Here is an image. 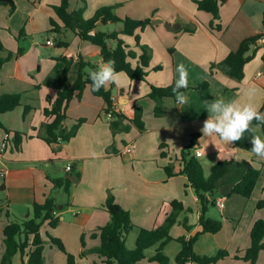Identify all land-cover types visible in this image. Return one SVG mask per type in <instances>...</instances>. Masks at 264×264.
<instances>
[{
    "label": "crops",
    "instance_id": "1",
    "mask_svg": "<svg viewBox=\"0 0 264 264\" xmlns=\"http://www.w3.org/2000/svg\"><path fill=\"white\" fill-rule=\"evenodd\" d=\"M197 1L70 0L69 10H82L86 20L103 7H112L121 18L151 19L153 25L137 34L141 44L151 49L152 55L145 81L132 80L119 72L121 83L107 89L111 92L115 111L127 117L124 124L130 125L129 131L113 132L111 122L114 118L107 119L104 100L95 96L88 86L82 98L73 99L67 109L64 124L67 130L83 121L76 136L69 142L57 143L45 140L43 125L52 120L44 112L51 108L48 98L55 99L65 85L71 87L74 84L81 62L96 66L104 63L101 50L64 28L54 9L61 0H14V12L10 7L0 6V40L4 46L0 55L8 58L0 69V96L20 94L22 104L12 112L0 114V170L7 171L5 177L0 176V187H5L0 192L3 209L0 213V262L5 250V226L23 219L31 213L34 203H43L50 194L56 198L55 216L60 218V224L50 228L45 223L41 229L46 264H67L66 255L50 242L47 233L60 239L67 251L77 257L79 264H103L96 253L88 252L82 258L80 255L100 245L99 238L92 235L111 220L104 207L109 193L130 213L137 227L125 236L129 250L135 248L139 229L160 227L172 212V202L183 204L184 211L170 231L173 240L164 248V254L174 259L181 251L177 240L191 239L202 230L199 220L203 203L196 188L181 174L185 165L182 152L193 136L198 135L191 157L201 164L205 177L219 160L232 161V164L229 172L218 181L212 197L215 204L209 206L206 213L211 219L221 220L223 227L216 234L200 235L194 251L199 256L213 257L225 250L229 256L217 264H250L241 258L251 245L253 224L264 220V208H257L258 202L264 200V160L218 138H204L200 129L208 115L205 101L238 100L259 110L263 106L264 0H227L221 6L220 18L214 23L210 13L198 9ZM112 24L98 23L97 30L112 33L123 28L122 23H116L121 26L108 30ZM21 31H24L23 36H20ZM43 34H48L45 42ZM254 36L260 38L254 45L252 60L244 68L242 80L234 79L218 68L212 70L213 64L222 62L238 50L244 39ZM120 38L136 53V58L129 59L136 66L142 50L136 45L135 37L121 34ZM49 40L54 44L48 45ZM116 45L115 40L109 41L112 49ZM64 59L70 61L66 81ZM181 63L188 72L186 89H191L185 93L187 103L178 105L176 97L164 98L161 102L163 114L157 116V102L149 97L151 87L175 83L179 77L176 68ZM156 67L161 69L155 70ZM89 70L92 69L86 67L84 72L88 74ZM205 82L209 83L207 89H196ZM248 89L254 90V94L246 95ZM125 97L129 98L127 102ZM26 106L32 110L24 116ZM134 106L143 111L142 131L132 122ZM16 132L22 134L19 148L14 140ZM6 133L11 134V142L3 150ZM253 133L264 139L261 124L254 126ZM131 143L136 144L135 150L122 154L123 148ZM196 149L201 150L200 157L195 155ZM243 161L261 172L253 194L248 198L232 193L245 175V168L239 165ZM70 164L72 170L80 172V178L69 193L63 188L53 190L51 179L72 175V170L67 171ZM169 166L173 176L166 172ZM218 201H222L224 207H219ZM156 251L157 246L146 250L147 260ZM147 260L142 264H147ZM12 264H28V257L18 253ZM258 264H264V250Z\"/></svg>",
    "mask_w": 264,
    "mask_h": 264
},
{
    "label": "trees",
    "instance_id": "2",
    "mask_svg": "<svg viewBox=\"0 0 264 264\" xmlns=\"http://www.w3.org/2000/svg\"><path fill=\"white\" fill-rule=\"evenodd\" d=\"M226 2L227 0H199L196 3L200 11H205L213 16L214 23V21L220 18L221 6ZM69 5L70 0H61V4L54 8L58 17L63 22L65 29L75 32L80 39L98 46L101 50L103 62L114 60L117 72H124L132 80L136 81H145L147 79L152 53L148 46L141 44L140 36L137 32H143L148 26H152L153 21L151 19L134 20L132 18H121L113 12L112 7H103L99 9L91 19L86 20L83 17L82 10L70 11ZM0 6L10 7L11 12H14L16 9L14 0H0ZM98 23H122L123 28L121 31L107 33L97 30ZM189 31L192 32V30ZM121 34L134 36L136 45L142 50L139 63L136 66H133L129 59H134L137 55L134 51L129 50L126 43L120 38ZM23 35L24 31H21L20 36ZM259 38L260 36H254L244 39L237 51L231 52L222 62L213 64L211 66L212 70L218 68L230 77L242 80L244 78V68L246 64L252 60L253 48ZM110 40H115L117 42L114 49L109 46ZM3 50L4 46L0 40V53ZM172 51L173 50H171V52ZM21 52L22 49L19 50V53ZM7 59L8 58H3L0 55V69ZM63 61L65 63L63 77L66 81L70 69V61L66 59ZM86 67H90L92 70L97 68V66L92 63L81 62L74 84L71 87L65 85L64 88L58 92L55 99L48 98V101L51 103V108L45 109L44 112L45 116L52 120L43 125L46 131L45 140L47 142H69L76 136L80 124L83 121H80L70 130H67L64 124L67 119L69 104L75 98L81 99L84 90L88 86L91 89L89 76L84 72ZM160 69L161 67L155 68V70ZM174 86L175 83L166 87H151L149 97L157 102L155 109V114L157 116L163 114L161 109L162 100L164 98L175 97L172 91ZM208 86L209 83L205 82L198 85L196 89H207ZM189 90L191 89H182L184 93ZM92 93L104 100L106 105L104 114H112L114 118L111 122L113 132L129 131L130 125L124 124L127 117L115 111L111 92L102 88L99 91H92ZM21 105L20 94H5L0 96V114L12 112ZM31 110V107L26 106L24 109V116L28 115ZM133 110V125L137 126L142 131L144 130L142 108L134 106ZM260 111L264 112V103ZM256 125H259V123L253 121L252 132L245 133L244 139L234 143L235 147L251 152L250 138L254 135L253 128ZM261 125L264 127V124ZM14 134L15 145L19 148L22 142V134L17 132ZM196 137H198V135L193 136L191 143L182 152L185 166L181 174L185 175L190 185L196 188V194L203 203V212L199 220L202 230L191 239L182 237L177 240L181 244V251L175 258V264H187L190 262L196 264H217V262L229 256L228 252L225 250L219 251V253L213 257L199 256L194 251V244L200 235L205 233L216 234L221 231L223 227L221 220L211 219L206 216V213L208 207L215 204L212 197L217 188L218 181L229 172V168L232 164V161L219 160L211 168L210 175L205 177L201 164L195 157H191V152L197 144ZM239 165L245 168L246 172L243 179L234 186L232 193L248 198L253 194L261 172L246 161L240 162ZM166 172L169 176H173V169L170 166L166 167ZM71 174L74 181L68 178L51 179L53 190L63 188L66 193H69L71 186L80 178V172L74 168ZM3 190H5V187L1 186L0 192ZM57 207L55 196L50 194L43 203H34L31 213L27 214L23 219H17L16 221L8 223L3 230L5 250L0 264H12L14 256L18 253L28 257V264H46L44 256L45 240L42 237L41 229L45 223H47L50 228L58 227L60 218L55 216ZM104 207L111 215V220L106 226L100 228L92 235L93 238H99L100 245L91 251H84L80 255L81 258L88 252H91L98 254L102 258L103 264H142L145 259L146 250L157 246L156 254L148 260L147 264L170 263L169 258L164 254V248L168 242L173 240L170 231L172 227L177 224L181 212L184 211V206L181 202H172V212L160 227L153 230L139 229L136 245L132 250H129L125 244V236L137 229L131 220L130 213L117 204L113 195L110 193ZM257 208H264V200L258 202ZM2 212L3 209L0 207V213ZM7 216H10L9 212H7ZM184 226L187 230L191 229L186 222H184ZM47 237L54 246L66 255L67 264H79L77 257L67 251L60 239L51 236L49 233H47ZM262 250H264V220L260 219L252 226L251 245L241 259L250 264H258V258Z\"/></svg>",
    "mask_w": 264,
    "mask_h": 264
},
{
    "label": "clouds",
    "instance_id": "3",
    "mask_svg": "<svg viewBox=\"0 0 264 264\" xmlns=\"http://www.w3.org/2000/svg\"><path fill=\"white\" fill-rule=\"evenodd\" d=\"M176 71L179 74L172 91L178 105L187 103V97L182 89L188 87V72L184 64L177 65ZM91 90H107L113 84L121 83V73L116 71L115 61L108 60L97 66L95 70H89ZM246 95L254 94V90H245ZM129 100L125 97V102ZM207 119L204 120L200 129L204 138H218L227 144H234L245 137V133L252 132L253 121L264 124V112L250 103L241 104L238 100L225 101L213 99L205 101ZM251 152L261 160H264V139L258 135L250 138Z\"/></svg>",
    "mask_w": 264,
    "mask_h": 264
},
{
    "label": "built area",
    "instance_id": "4",
    "mask_svg": "<svg viewBox=\"0 0 264 264\" xmlns=\"http://www.w3.org/2000/svg\"><path fill=\"white\" fill-rule=\"evenodd\" d=\"M47 44L48 45H53L54 44V41L49 40V41H47ZM106 117L109 120H112L113 119L112 114H108V115H106ZM10 140H11V134L10 133H6L5 136H4L3 144H2L3 150L6 149L9 146V144L11 142ZM135 148H136V144L135 143H131V144H129V145H127V146H125L123 148L122 154H130V153H132L135 150ZM195 155L197 157H200L202 155L201 150L200 149H196L195 150ZM71 170H72V166L70 164V165L67 166V171H71ZM6 174H7V171L6 170H0V176L1 177H5ZM217 205L219 207H221V208L224 207V203L222 201H218L217 202Z\"/></svg>",
    "mask_w": 264,
    "mask_h": 264
},
{
    "label": "rangeland",
    "instance_id": "5",
    "mask_svg": "<svg viewBox=\"0 0 264 264\" xmlns=\"http://www.w3.org/2000/svg\"><path fill=\"white\" fill-rule=\"evenodd\" d=\"M120 26H121V24H112L111 26H109L108 30H111V31H112V30L117 29V28L120 27ZM106 30H107V28H106ZM47 35H48V34H43V35H42V38H43L42 40H43L44 42H45V40L47 39ZM56 38L58 39L59 36H57ZM131 239H132V236H131V237L129 238V240L127 241L128 244L131 243ZM150 253H151V252H150ZM148 255H149V254H148ZM147 258H148V257H147V254H145V259H144V260H147ZM151 258H152V257H151ZM175 258H176V257H175ZM175 258H174V259H170V258H169V260H170V263H169V264H175ZM144 260H143V261H144ZM148 260H149V259H148ZM148 260H147V261H148Z\"/></svg>",
    "mask_w": 264,
    "mask_h": 264
},
{
    "label": "water",
    "instance_id": "6",
    "mask_svg": "<svg viewBox=\"0 0 264 264\" xmlns=\"http://www.w3.org/2000/svg\"><path fill=\"white\" fill-rule=\"evenodd\" d=\"M154 24H155V22H154ZM169 27H170V26H168V28H169ZM183 165H184V163H183ZM184 166H185V165H184ZM66 177H67L68 179H70V180L74 181V179H73L72 175L68 174Z\"/></svg>",
    "mask_w": 264,
    "mask_h": 264
}]
</instances>
